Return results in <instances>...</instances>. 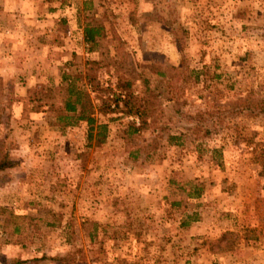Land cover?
Instances as JSON below:
<instances>
[{"label":"rangeland","instance_id":"374dc122","mask_svg":"<svg viewBox=\"0 0 264 264\" xmlns=\"http://www.w3.org/2000/svg\"><path fill=\"white\" fill-rule=\"evenodd\" d=\"M87 23L102 27L93 46ZM144 74L169 97L144 94ZM68 85L96 109L109 100L91 140L85 122L57 119ZM131 92L148 106L137 132L110 101ZM253 103L264 0H0V140L14 161L0 171V264H264ZM199 113L210 119H185Z\"/></svg>","mask_w":264,"mask_h":264},{"label":"trees","instance_id":"16d2710c","mask_svg":"<svg viewBox=\"0 0 264 264\" xmlns=\"http://www.w3.org/2000/svg\"><path fill=\"white\" fill-rule=\"evenodd\" d=\"M101 30L102 27L99 26H93L87 23L84 26L83 32H84V40L87 43H90L91 46L95 45L98 40L101 37ZM92 48V47H91ZM157 74L163 76V71H156ZM156 82V83H155ZM142 84L144 87V94L148 93L149 95L153 94H160L163 96H166V98L169 97L167 94L168 90H170V87L166 84H162L159 81H154L151 79L148 74H144L142 77ZM125 86H128V83L125 84ZM67 97L63 101V109L66 111L65 114H58L57 119L63 120L65 125H75L81 121L86 123V137L88 140H91L94 138L96 134H100L98 131L94 134L95 129H102L105 130V125L101 123H97L96 117L94 115V111L100 110L104 111L107 110L110 107V103H108L109 100L103 101L101 105L96 109L95 106L91 103V99L89 98L88 94L86 92H82L81 90L75 89L74 87L68 85L67 86ZM114 101V108H120L121 106L125 108V113H128L130 115H138L140 123L138 125H135L134 122H130L127 129L130 132H137L139 131L142 126L145 125L146 121V114L148 112V106L145 102V99L143 98V93L133 94L128 93L124 98H121L120 95H115L112 100ZM248 106H254V108H257L260 112L264 113V106L257 105L255 103L248 104ZM109 110V109H108ZM68 112H72V114H68ZM212 114V113H211ZM202 115L203 118H202ZM215 115V114H213ZM209 113L207 114H195V115H187L185 116V119L192 123H203L201 121L205 120V117L207 120L210 119ZM216 116V115H215ZM219 118V117H217ZM216 118V119H217ZM103 134V133H102ZM14 164V161L10 158V153L8 147H6L5 142L3 140H0V171H4L9 167H12ZM200 189L194 190V196H198L200 194ZM182 224L186 225L188 224L187 221H184ZM57 264H70V256L66 255V257H57Z\"/></svg>","mask_w":264,"mask_h":264}]
</instances>
